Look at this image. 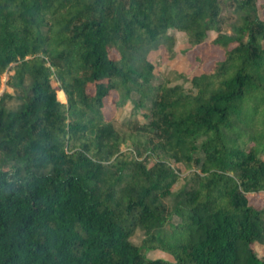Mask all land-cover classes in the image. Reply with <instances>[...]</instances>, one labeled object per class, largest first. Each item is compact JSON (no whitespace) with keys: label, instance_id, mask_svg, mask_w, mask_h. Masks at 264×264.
Returning a JSON list of instances; mask_svg holds the SVG:
<instances>
[{"label":"trees","instance_id":"1","mask_svg":"<svg viewBox=\"0 0 264 264\" xmlns=\"http://www.w3.org/2000/svg\"><path fill=\"white\" fill-rule=\"evenodd\" d=\"M263 11L0 0V264H264ZM175 31L222 52L189 86L148 57Z\"/></svg>","mask_w":264,"mask_h":264},{"label":"rangeland","instance_id":"2","mask_svg":"<svg viewBox=\"0 0 264 264\" xmlns=\"http://www.w3.org/2000/svg\"><path fill=\"white\" fill-rule=\"evenodd\" d=\"M264 14V11H263ZM224 30L227 28L224 26ZM215 31H210V37H214ZM174 42L171 49H159L149 52L148 57L155 64V79L158 80L162 77L167 79L170 83L184 81V77H179L177 74L181 71L187 73H199L202 69L208 67L213 59L221 58L222 52L216 49L210 44L202 45L201 47L188 51L189 42L187 41V35L183 31H175ZM7 72L1 75L0 79V93L3 90L12 91V88L6 84ZM186 86H189V82L184 81ZM56 84V83H54ZM56 91V95L61 100H66V96L63 92ZM130 110V105L127 104L122 113L126 114ZM140 118L142 116L139 115ZM174 166L183 169V165L180 163H172ZM180 186V182H176L172 185V189L175 190ZM172 200V196L164 198V202L168 203ZM251 201L256 204H264V196L261 192H253L251 195ZM144 236V232L140 227H137L130 238L136 243L140 244L141 239ZM256 248L261 252V245L257 244ZM146 254L151 257H165L172 258L170 254L159 249L146 251Z\"/></svg>","mask_w":264,"mask_h":264}]
</instances>
